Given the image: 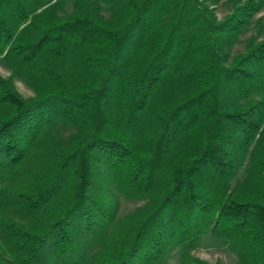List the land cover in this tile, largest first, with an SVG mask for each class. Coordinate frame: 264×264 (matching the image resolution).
Masks as SVG:
<instances>
[{
    "label": "trees",
    "instance_id": "1",
    "mask_svg": "<svg viewBox=\"0 0 264 264\" xmlns=\"http://www.w3.org/2000/svg\"><path fill=\"white\" fill-rule=\"evenodd\" d=\"M262 13L0 0V264H264Z\"/></svg>",
    "mask_w": 264,
    "mask_h": 264
},
{
    "label": "rangeland",
    "instance_id": "2",
    "mask_svg": "<svg viewBox=\"0 0 264 264\" xmlns=\"http://www.w3.org/2000/svg\"><path fill=\"white\" fill-rule=\"evenodd\" d=\"M228 13V8L224 6H219L217 9V14L220 19H223L224 16ZM264 18V13L259 15ZM249 35L241 38L240 43L237 45L235 52H242L245 48V41ZM264 38V36H263ZM0 73L4 76H8V72L5 68L0 65ZM20 92L25 97H31L33 93L23 84H18ZM244 173H241L240 178L243 179ZM121 202V216L130 214L134 212L142 203H137L133 201H125L120 199ZM194 255L199 257L202 260L209 262L210 264H237V256L231 253L228 248L223 244L209 236H206L202 240L200 248L194 252ZM168 264H180V254L176 252Z\"/></svg>",
    "mask_w": 264,
    "mask_h": 264
}]
</instances>
